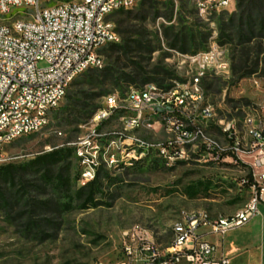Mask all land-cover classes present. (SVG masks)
Here are the masks:
<instances>
[{"label":"rangeland","instance_id":"rangeland-1","mask_svg":"<svg viewBox=\"0 0 264 264\" xmlns=\"http://www.w3.org/2000/svg\"><path fill=\"white\" fill-rule=\"evenodd\" d=\"M56 1L68 0H52V3ZM142 1L133 9H138ZM160 11L167 15L165 5L160 7ZM235 15H239L237 0L232 8L209 18L198 14L192 0H180L175 4L172 22L166 21L165 16L149 17L147 32L151 39H160L161 48L149 60L140 63L147 71L159 68L172 73V79L166 85L188 83L197 75L196 65L189 60L191 54L169 48V42L162 34L163 27L173 23L178 25L181 20L185 25H196L209 33L207 43L199 52L207 50L213 43L226 51L230 72L216 74L206 71L202 76L204 105L210 106L213 115L201 124L206 136L214 139L221 150L218 153L206 151L197 141L195 144L199 145L186 144L184 158L172 164H167L154 149L149 156L133 165L112 168L108 170V177L102 180L103 188L96 197L98 206L95 207L83 208L81 202L65 206L69 196L62 195L57 187H51L48 194L37 199H59L62 209L55 218L37 215L35 219L40 221L43 216L46 220L54 219L53 225L43 220L38 223L41 226L28 231L25 220L8 218L0 213V264H118L125 256V246L132 244L138 247L144 238L154 242L163 259L173 245L175 223L182 221L188 213L206 211L213 215L219 210L222 214H231L248 203V188L243 180L248 178L252 158L244 124L249 115L256 121L264 119V76L262 64L255 73L244 78H240V72L233 74V67L238 68L240 52L246 49L251 60L244 72L253 69L259 49L263 51L260 57L264 56V34L259 36L260 28L256 26L254 34L247 32L252 39L241 44V27L236 18L223 37L221 25L230 23ZM20 16L17 13L11 15V20ZM0 22H3L1 16ZM100 55L105 66L108 61L106 52L101 51ZM39 66L44 67L45 63ZM92 69L96 68L79 76L68 91V95L74 94L81 102L68 106L67 96L50 112L46 127L6 147V160L0 165L28 163L39 154L70 147L75 151L67 159L71 163V184L73 189L82 186L79 180L76 184L74 182L81 168L72 143L88 133L91 126L88 112L100 106L107 95L117 94L124 98L131 88H136L120 90L98 82L88 84ZM155 119L157 117L152 122ZM228 125L230 129L226 130ZM119 130L122 126L118 119L100 128L106 135ZM127 135H134L155 146L169 137L167 129L159 124ZM234 141L239 144L237 149ZM26 180L31 181L32 178L28 176ZM136 229V239L131 241L126 233L134 234Z\"/></svg>","mask_w":264,"mask_h":264},{"label":"built area","instance_id":"built-area-1","mask_svg":"<svg viewBox=\"0 0 264 264\" xmlns=\"http://www.w3.org/2000/svg\"><path fill=\"white\" fill-rule=\"evenodd\" d=\"M142 0H0V163L6 147L17 139L41 131L50 112L66 98L73 82L91 68L103 67L101 50L121 37L110 19L118 10L134 8ZM174 2L180 0H160ZM235 0H192L198 14L209 18L232 8ZM20 14L11 20V15ZM197 75L188 83L166 89L154 83L131 88L124 98L109 94L90 120L85 137L73 142L80 165L82 185L93 181L100 168L110 170L135 162L157 150L167 164L185 156V145L197 141L206 151L219 152L220 145L206 136L201 124L213 113L204 105L202 76L206 71L228 74L226 51L216 43L207 50L189 55ZM45 63L40 67V63ZM153 122L152 120L156 118ZM118 119L122 130L109 135L100 128ZM159 124L167 129L168 140L157 146L134 135L140 128ZM247 146L252 158L253 181L248 203L229 215L213 217L206 211L188 213L174 225V242L161 259L154 242L142 239L138 247L125 246L118 264H230L214 256L215 248L201 239L200 227L209 225L224 234L254 218L264 195V119L245 120ZM230 126L226 127L229 130ZM61 134V133H60ZM232 139V138H230ZM236 149L239 144L234 141ZM134 234L126 233L131 241Z\"/></svg>","mask_w":264,"mask_h":264},{"label":"trees","instance_id":"trees-1","mask_svg":"<svg viewBox=\"0 0 264 264\" xmlns=\"http://www.w3.org/2000/svg\"><path fill=\"white\" fill-rule=\"evenodd\" d=\"M164 5L167 7V15L160 11V7ZM174 7V2L143 0L138 9H122L114 12L110 19L114 22L115 30L121 40L111 43L101 50L106 52L107 64L101 68L92 69L88 76V84L98 82L102 85L117 87L120 90L131 87L141 88L150 83L166 89L170 88L172 85H166V82L172 79V73L159 68L147 71L140 63L149 60L153 53L161 48L160 39L157 38V41L151 39L147 32L146 22L149 17L152 16L156 19L165 16L166 21L172 22ZM237 10L239 15L232 17L231 24L221 25L223 37L229 25L233 26L236 18H238L241 27L239 31L241 44L252 39V36L247 35L254 34L256 26L260 28L259 36L264 34V0H237ZM163 28L162 34L164 39L169 42V48L179 50L184 54L198 53L209 38V33L196 25H185L184 20H181L178 25L173 23ZM262 53L261 49L257 51L253 69L244 72L250 64L251 57L249 51L242 49L239 57L240 65L238 68L233 67V74L237 75L240 72L242 73L240 78H244L255 73L262 64L261 71L264 76V56L260 57ZM67 96L68 106L81 102L76 99L74 94H67ZM98 107L95 106L88 112L89 121ZM74 152V149L70 147L55 148L39 154L28 163L0 165V213L5 214L8 218L19 217L20 220H25L28 231L41 226L38 223L43 220L53 225L54 219L46 220L44 216L40 221L35 219L37 215L54 217L61 211L59 199L53 197L37 199L42 194H48L51 187H57L62 195L69 196V202L65 203V206H69L72 202H81L83 208L98 206L96 197L103 188L102 180L108 177V170L100 168L93 181L73 189L70 176L71 163L67 162V159ZM28 176L32 178L31 181L26 180ZM248 178L253 181L252 167ZM78 180H80V174L74 178L75 184Z\"/></svg>","mask_w":264,"mask_h":264},{"label":"crops","instance_id":"crops-1","mask_svg":"<svg viewBox=\"0 0 264 264\" xmlns=\"http://www.w3.org/2000/svg\"><path fill=\"white\" fill-rule=\"evenodd\" d=\"M247 188L250 198V189ZM229 214H222L218 210L212 216ZM198 232L201 239L213 244L217 258L226 257L230 264H264V195L257 215L244 226L220 234L213 232L211 226L204 225Z\"/></svg>","mask_w":264,"mask_h":264}]
</instances>
